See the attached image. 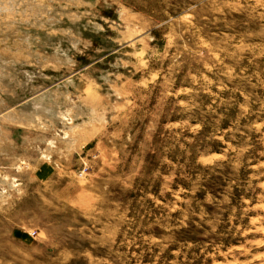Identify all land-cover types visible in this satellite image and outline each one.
<instances>
[{
  "label": "rangeland",
  "instance_id": "rangeland-1",
  "mask_svg": "<svg viewBox=\"0 0 264 264\" xmlns=\"http://www.w3.org/2000/svg\"><path fill=\"white\" fill-rule=\"evenodd\" d=\"M0 264H264V0H0Z\"/></svg>",
  "mask_w": 264,
  "mask_h": 264
}]
</instances>
